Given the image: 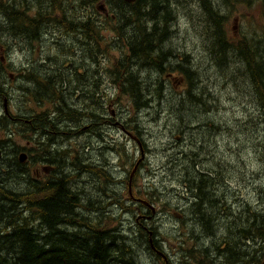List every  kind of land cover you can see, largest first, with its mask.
Masks as SVG:
<instances>
[{
	"label": "trees",
	"instance_id": "obj_1",
	"mask_svg": "<svg viewBox=\"0 0 264 264\" xmlns=\"http://www.w3.org/2000/svg\"><path fill=\"white\" fill-rule=\"evenodd\" d=\"M103 1L107 2L116 20L105 18L100 21L96 10ZM197 1L201 4L206 29L210 30L211 51L225 59L226 55L234 52L248 67V75L253 80V94L259 104L258 112L264 114V53L257 46L260 43L244 37L230 44V14L217 7V0L214 3L212 0ZM223 2L229 8L243 7L247 10L248 19L256 26L255 32L264 36V0ZM53 3L49 15L60 24L56 31L64 30L62 33L58 31L59 35L65 34L62 39L69 34L84 36L88 46L85 45L81 52L64 48L62 53L68 51L69 56L54 53L51 57L56 59L53 60L54 73L51 77L44 75L48 69L45 60L37 68L32 65L36 73L29 71L24 74V70L11 69L13 74H17L21 104L18 111L9 113L10 116L0 111V264H138L129 250L127 236L118 226L114 227L113 222L108 221L106 229L100 230L89 222L84 211L83 193L72 180L74 176L78 179L81 174L91 173L100 177L103 183H109L113 182L112 174L104 167L81 163L78 153L75 161L71 162L69 157L72 153L69 149L57 148L56 139L73 137L70 127L73 122L79 124L74 129L75 135H78L86 120L94 128L101 123L106 126L108 121L122 117L114 110L124 97L132 102L134 113L141 109L151 110L152 103L167 93L168 82L175 87L183 76L187 79L186 92L190 96L198 83L195 78L197 72L189 58L180 62L176 53L166 48L177 21L174 0H136L131 5L124 0H53ZM85 3L91 5L90 29L84 28L87 23L83 21L84 13H80V19L78 17V11L86 8ZM72 8L77 11L74 13L77 17L73 24L77 27L75 30L69 22L74 18L70 14ZM27 20L29 24L35 18L28 17ZM29 31L38 34L36 28ZM104 31L113 35H106ZM0 36V103L6 99L12 103L15 98L11 94V73H5L1 61L9 52V46L5 34L0 33ZM107 55L111 57V65L104 68L108 88L102 94L104 81L100 63L101 58L106 60ZM89 58L93 68L89 77L91 92L75 96L74 89L78 84L84 88L83 63ZM58 70L60 73L56 75ZM173 74L169 80L168 77ZM78 98L83 100L82 104L77 103ZM24 100L29 106L27 111L22 107ZM135 118L132 116L130 123L125 122V127L136 132L140 138L139 128L133 124ZM15 126L26 129L24 138L30 147H21L16 143L12 132ZM190 143L193 146L195 141ZM183 148L174 168L179 173V183L191 185V191L198 186L201 200H211L215 193L211 187L216 173L205 160H200L198 164L194 158L195 167ZM22 152L27 154L29 162L20 161ZM36 165L48 166L50 173L39 178L32 171ZM70 168H78L81 172L74 175ZM254 228L253 223V231ZM143 241L149 243L147 235L142 238Z\"/></svg>",
	"mask_w": 264,
	"mask_h": 264
},
{
	"label": "rangeland",
	"instance_id": "obj_2",
	"mask_svg": "<svg viewBox=\"0 0 264 264\" xmlns=\"http://www.w3.org/2000/svg\"><path fill=\"white\" fill-rule=\"evenodd\" d=\"M212 1L215 2V0ZM215 4L222 8L225 14H230L228 26L230 36H238L240 40L248 37L260 43L257 46L262 48L264 53V36L255 32L256 26L248 19L247 10L243 7L229 8L224 5L223 0H217ZM174 5L177 21L166 48L173 50L180 62L189 58L188 61H190L194 71L197 72L195 78H197L198 83L193 90L190 89V91L192 90L190 96L186 91L184 92L182 86L179 88L173 86V88L169 83L167 93L162 94L158 101L152 103L153 108L151 110L141 109L135 113L130 99L124 97L114 110L119 115L122 114V117H116L115 121H108L106 126H103L100 121L101 124L93 128L96 131H91L90 136L87 132H82L75 139L68 138V136L58 139V143H61L58 144L60 148H63L62 150L69 149L72 153L71 158L69 157L71 162L73 159L75 161L78 153L81 163L95 164L96 161V166L104 167L115 178L116 183H103L100 177L88 173L85 176L81 174L78 179L74 176L72 180L75 187L80 188L81 193H83L82 197L85 198L84 211L89 222L102 229H106L108 221L113 222L114 226H118L127 236L129 250L133 252L136 259L134 262L138 264H163V260L157 261L153 257L152 253L154 252L149 249L150 243L142 242L146 232L132 228L136 225V215L120 203L121 201L127 202L128 187L126 188V186H128L130 173L142 154L139 144L135 141L136 137L131 138L120 127H117L116 123L125 124L126 121L130 123L129 120L132 116H135L136 122H139L138 127L141 131L139 136L147 151L144 153L145 162L135 177V189L148 195L151 206L155 209L153 212L151 208V215H149L151 219L154 218L155 220L153 223L150 220L145 221V227L149 228L148 231H157L159 241L157 248L160 252L164 253L163 242L167 223L175 222L176 212L183 211L182 209L188 210L186 207L187 190L184 185L179 183V173L175 172L174 168L178 164L176 159L181 147L191 141H195V144L187 149L189 160L191 159L195 163L194 158H196L198 164L200 160H205V163H209L211 166L210 169L216 173L211 191L216 190L221 198L229 197L232 202L237 201L233 197L238 198L239 201H248V205L256 207L258 211L264 208V114L258 112L259 104L253 94V80L248 76L245 65L234 52L226 55L227 59H225L211 51L210 30L206 29L201 4L197 0H174ZM48 16L50 17V15ZM56 18L58 20L57 15ZM41 19L42 17L39 18L40 22H38L41 29L38 28V30L40 29L39 31L42 32L45 40L43 45L46 46L35 44L30 50L29 46L32 44L27 43L28 47L26 48L24 42L34 36L32 32H25L20 42L24 43L21 47L26 51L23 53L20 49L13 50L12 53L15 55H13L12 65L19 67L30 62L36 67L40 66L42 60L48 59L49 62L46 61L45 64L49 65L50 68L48 67L49 71L46 70L44 75L51 77L48 75L54 73L52 70L54 62L47 56L51 53L52 55L59 53L60 56H69L68 51L62 53V47H60L62 42L59 41L72 44L76 37V40H79L81 44L77 45L73 52L75 50L81 52L85 45H88L76 34L67 35L66 38L70 42L66 38L62 39L64 35L57 34L60 38L57 41L59 44L52 45V30L56 26H51L53 24L48 21V24L42 23ZM58 30L61 33L64 31ZM11 32V37L16 39L13 35L14 31ZM4 33L8 34L6 31ZM104 33L113 35L110 31ZM109 59L111 57L108 55L106 60L101 58L100 70L104 82H107L104 68L111 65ZM202 66L204 67L202 68ZM3 67L7 69L6 61ZM55 73L58 75L60 72L58 70ZM16 75L10 80L13 88L11 94L15 100L7 104L8 111H6L11 114L18 111V106L21 104ZM82 102L83 100L77 99L78 104H82ZM162 102L165 103L164 106L160 105ZM22 107L24 111L28 110L27 101L24 100ZM0 111L5 113L3 103H0ZM12 132L17 144L21 147H30L24 138L27 131L23 126L13 127ZM70 146L71 148H68ZM196 163L195 167H197ZM121 166L125 169L123 170ZM201 168L200 166L199 169ZM78 170L80 169L70 168V172H73L74 175L75 173L76 175L79 174L80 171ZM32 171L39 178H43L44 174L50 173V168L46 166V171H44V166L36 165ZM227 182L230 185H227ZM99 200L102 201L103 205L98 202ZM87 201L93 203H91L90 208L87 207ZM101 212L103 213L102 216ZM91 214H94L95 217L90 216ZM150 238L151 236H147L149 241ZM194 246L195 244L190 241V238H187V251L195 250Z\"/></svg>",
	"mask_w": 264,
	"mask_h": 264
},
{
	"label": "flooded vegetation",
	"instance_id": "obj_3",
	"mask_svg": "<svg viewBox=\"0 0 264 264\" xmlns=\"http://www.w3.org/2000/svg\"><path fill=\"white\" fill-rule=\"evenodd\" d=\"M53 4L54 3H47V1L44 0H0V30L8 32L7 35L5 33L4 34L6 43L10 50L14 47V49L20 48L23 53L26 51V49L20 47L16 39L11 37L10 32L13 30L12 26L19 27L20 29L25 30L24 32H28L29 30L36 28L39 34H33V42L40 44V46H46L43 45L45 40L43 39L41 31L38 30V28H40V23L38 22H40L39 18L42 17V23L46 22L48 24L49 22L50 24H53L51 26H60L59 22H56L51 16H48L49 12L52 10L51 8L53 7ZM84 5H87L85 6L86 9H80L78 11V17L80 19V13H84L83 21L87 22L84 28L90 29L92 14L91 5L90 3H85ZM97 11L99 13V19L102 22L105 18H112L116 20L115 16L110 12L107 2L105 1H103L101 6L97 8L96 13ZM76 12L77 11L72 8V12L70 14H73L74 18L69 19V22H71L72 25L76 22V16L74 14ZM28 17L31 19L35 18V20H30V23L27 24ZM71 28L75 30L77 27L73 25ZM14 33L20 32L14 31ZM57 34L59 35L56 29L52 30V45L63 42H57L58 39H60ZM64 39L65 38H63V40ZM66 40L68 39L66 38ZM75 41H77L76 37ZM231 42L232 41H229L230 44ZM19 43L21 42L19 41ZM251 43L252 42H249V44ZM11 54V51L7 54L10 65V61L12 59ZM2 61H5V59L2 58ZM83 64V74L86 77L85 85L82 89L78 84V87L74 89L75 96L88 95V93L91 92L89 77L92 69V62L90 58L87 60L85 59ZM245 68L246 70L248 69L246 65ZM79 74L81 75V73ZM180 83L183 87L182 89L186 91L188 88V82L185 76L180 79ZM103 88L105 93L108 88L107 82H104L102 85V94ZM89 123L90 121L88 120L84 121L81 133L87 132L90 136L91 131L93 132V127H91ZM105 123L107 124V122ZM115 125L120 127L121 130H123V128L126 130L125 126L120 123H116ZM74 126L77 128L79 124L76 126V123L73 122L70 125L73 132V137H71L72 139L80 136V133L78 134L79 136L75 135ZM133 137L134 136L131 135V138ZM189 144L185 145V155H188L187 149L191 146ZM144 146L145 145L143 144V147ZM91 166L96 167L93 163ZM99 167L102 168V166ZM135 176H137V174ZM112 178L114 179L113 176ZM128 186L126 204L131 208L132 213L136 215V225L132 228H136L138 231L141 229L147 233L145 221L150 220L151 223H153L155 220L154 218L149 219V215H151V202L148 200L149 196L145 195V197H142L138 194V190L135 189V177L133 186L131 185L133 196H131V193L129 192V180ZM184 186L187 190L186 207L188 210L182 209L183 211L176 212L177 217L174 219L175 222L167 223L165 240L163 242L164 255L161 257L156 252L152 253L153 257L157 261L163 260V264L264 263V208L258 211L256 207L249 206L248 201H239V199H237L236 202H232L229 197L221 198L216 190L215 193L212 194V199L205 202L201 200L199 188H197L198 186L195 187V191H191V185ZM138 218H140V221H138ZM253 223L255 224L254 231L252 230ZM92 225L94 226V224ZM101 229L102 228H100V230ZM187 238H190V241L195 244V250L187 251Z\"/></svg>",
	"mask_w": 264,
	"mask_h": 264
},
{
	"label": "bare ground",
	"instance_id": "obj_4",
	"mask_svg": "<svg viewBox=\"0 0 264 264\" xmlns=\"http://www.w3.org/2000/svg\"><path fill=\"white\" fill-rule=\"evenodd\" d=\"M45 1H47V3H53V0H45ZM60 25V24H59ZM12 28H13V30L12 31H18V32H20V33H13V35L14 36H16V39H17V41H18V44L20 45V47L22 46V44H24L25 43V45L27 44V43H30V44H32L31 46H29V49L30 50H32V47L35 45V44H38V43H36V42H33V39H34V37L33 38H31V39H29L28 41H26V42H24V43H19V41L21 40V38L23 37V35H24V31L25 30H23V29H20L19 27H15V26H12ZM79 28V27H78ZM40 29H41V27H40ZM39 29V30H40ZM45 30V29H44ZM54 30V29H53ZM8 31V30H7ZM59 31V30H58ZM10 32V31H9ZM0 33H4L3 32V30H0ZM12 33V32H11ZM11 33H10V35H11ZM42 33V32H41ZM44 33V32H43ZM39 34V33H38ZM37 34V35H38ZM12 35V36H13ZM65 35V34H64ZM88 37V36H87ZM52 38V37H51ZM6 39V38H5ZM24 39V38H23ZM83 41L85 42V40H84V36H83ZM89 40V39H88ZM88 40H86V41H88ZM63 43H66V41L64 42H62V44L60 45V47H62L61 49L63 50L64 48H67V49H70V48H72V49H75V47L77 46V45H79V44H81V42L80 41H74L72 44H63ZM28 46L26 45V48H27ZM201 47V46H200ZM18 49H20V48H17V49H14V47H12V52H13V50L14 51H16V50H18ZM191 54V53H190ZM12 56L13 55H15V53H12L11 54ZM201 55V54H200ZM50 56H53L52 55V53H51V55H49V56H47V58H49L50 60H55L56 59V57L55 58H52V57H50ZM14 57V56H13ZM195 58H196V56H194ZM204 57V56H203ZM194 58V59H195ZM47 62H49L48 61V59L46 60ZM28 64L27 65H21V66H16V67H14L13 69H16V70H24V74L25 73H27V72H29V71H33L34 73H36V68H34L31 64H30V62H27ZM24 64V63H23ZM55 65L57 66V64H56V62H55ZM49 66V65H48ZM58 68H59V66H57ZM204 66H202V68H203ZM49 68H50V66H49ZM49 68L47 69V70H49ZM205 69V68H204ZM156 71V70H155ZM154 72V71H153ZM157 72H159V71H156V73ZM201 72H202V70H201ZM15 73V72H14ZM156 75V74H155ZM48 76H52L51 74L50 75H48ZM98 90V89H97ZM99 92V91H98ZM3 105H4V103H3ZM6 114V113H5ZM6 115H9V114H6ZM10 116V115H9ZM77 126V125H76ZM75 127V126H74ZM76 128V127H75ZM191 129V128H190ZM187 130V129H186ZM96 130H93V132H95ZM97 133V132H96ZM77 134V133H76ZM92 134V133H91ZM79 136V135H78ZM70 138V137H69ZM63 139V138H62ZM72 139V138H71ZM57 140V142H59V140L58 139H56ZM100 142V141H99ZM106 142V141H105ZM101 143V142H100ZM103 143V142H102ZM58 144H61V143H58ZM57 144V148H59L60 147V145H58ZM64 145V144H63ZM102 145V144H101ZM106 145H108L107 144V142H106ZM66 146V145H65ZM62 147V146H61ZM68 148H71V146L70 147H68ZM89 149V148H88ZM87 149V150H88ZM109 150V149H108ZM78 152V151H77ZM103 152V151H102ZM117 152V151H116ZM23 153V152H22ZM76 153V152H75ZM120 153V152H119ZM119 155V154H118ZM85 156V155H84ZM81 157H83V156H81ZM125 158V157H124ZM85 159V158H84ZM83 159V160H84ZM82 160V161H83ZM86 161V160H85ZM95 161V160H94ZM145 162V161H144ZM86 163V162H85ZM95 164H96V161H95ZM107 164V163H106ZM123 165V164H122ZM99 167V166H98ZM122 167V166H121ZM122 169H123V167H122ZM125 169V168H124ZM123 169V170H124ZM119 170V169H118ZM122 170V171H123ZM116 171V170H115ZM81 172V171H80ZM79 173V172H78ZM103 173V172H102ZM75 175H76V173H75ZM103 176V175H102ZM92 177V176H91ZM83 178V177H82ZM86 181V180H85ZM113 183H116V180H115V178L113 179ZM129 187V186H128ZM123 191V190H122ZM109 192V191H108ZM119 193V192H118ZM120 193H121V190H120ZM124 193V192H123ZM123 193H122V195H123ZM101 195V194H100ZM120 196V195H119ZM111 197V196H110ZM109 200V199H108ZM111 200V199H110ZM119 200V199H118ZM121 200V199H120ZM123 200V199H122ZM125 200V199H124ZM122 202V201H121ZM92 203V201H89V203H88V201L86 202V204H87V207L88 208H90V206L93 204H91ZM99 203H101L102 205H103V203H102V201H99ZM114 204V203H113ZM111 206V205H110ZM112 207V206H111ZM181 207V206H180ZM100 209V208H99ZM108 209V208H107ZM137 211V210H136ZM108 213V212H107ZM126 213V212H125ZM102 212H101V216H102ZM109 215V214H108ZM116 215V214H115ZM87 216V215H86ZM90 216H92V217H95V215L94 214H91ZM90 216H89V218H90ZM106 219V218H105ZM88 221V220H87ZM120 221V220H119ZM124 222V221H123ZM105 223V222H104ZM114 224H115V222H114ZM106 225V224H105ZM104 226V225H103ZM116 226V225H115ZM114 226V227H115ZM110 228V227H109ZM113 228V227H112ZM121 228H123V227H121ZM110 230V229H109ZM107 231V230H106ZM122 231V230H121ZM123 232V231H122ZM115 233V232H114ZM117 234V233H116Z\"/></svg>",
	"mask_w": 264,
	"mask_h": 264
},
{
	"label": "water",
	"instance_id": "obj_5",
	"mask_svg": "<svg viewBox=\"0 0 264 264\" xmlns=\"http://www.w3.org/2000/svg\"><path fill=\"white\" fill-rule=\"evenodd\" d=\"M124 1H125L127 4H133V3L136 2V0H124ZM143 156H144V155H143ZM26 160H27V155H26V154H22V155L20 156V161H21L22 163H24ZM152 210H153V212H155V209H154L153 207H152ZM150 235H151L150 243H151V245H152V248H153L154 250L157 251V249L155 248V242H154V239H153V237H152L153 232L150 231Z\"/></svg>",
	"mask_w": 264,
	"mask_h": 264
}]
</instances>
